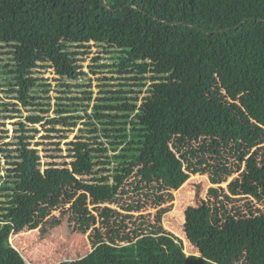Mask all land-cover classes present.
Here are the masks:
<instances>
[{
    "label": "trees",
    "instance_id": "trees-1",
    "mask_svg": "<svg viewBox=\"0 0 264 264\" xmlns=\"http://www.w3.org/2000/svg\"><path fill=\"white\" fill-rule=\"evenodd\" d=\"M216 75L264 99V0H0V92L10 99L0 102V264H31L10 240L63 188L104 204L135 173L153 169L159 190L182 181L174 139L214 173L226 157L243 165L186 208L183 231L198 254L160 215L134 242H101L56 264H232L264 252V144L253 148L250 130L212 107ZM42 122L55 134L43 139L58 141L47 156L33 144ZM201 154L193 174L207 171Z\"/></svg>",
    "mask_w": 264,
    "mask_h": 264
},
{
    "label": "rangeland",
    "instance_id": "rangeland-1",
    "mask_svg": "<svg viewBox=\"0 0 264 264\" xmlns=\"http://www.w3.org/2000/svg\"><path fill=\"white\" fill-rule=\"evenodd\" d=\"M49 75L50 73H47L44 76ZM214 83L207 94L212 107L240 120L241 132L244 134L250 130L251 136L256 138L253 148L263 145L264 124L259 122H264V99L260 97L254 103L253 98L247 95L245 90L235 89L234 92L233 87L236 86L230 81L225 87V78L222 75H216ZM0 98V102L10 100L2 92ZM249 109L257 115H252ZM23 114L27 116L28 112L23 110ZM50 114L54 116L53 112ZM22 122L26 123V120ZM15 123L16 119L5 121L10 138L15 134L14 129L19 128L18 125H14ZM33 128L38 131L34 133L36 137L33 144L39 143L37 148L43 156H47L51 151L45 150L55 148L54 145H49V142L58 141L44 140L43 137L55 134L48 132L50 125L45 122L34 125ZM221 129L224 128H217L218 131L224 132ZM249 133L247 134L250 135ZM74 136L75 133L70 134L67 140H62L60 145L64 152L67 147L66 141L74 140ZM174 140L171 146L177 153V158L184 160L185 178L182 181L172 186H162L159 190L152 178L153 169L146 175L135 173L123 183L117 199L104 204H94L89 195L76 186L63 188L58 196L59 204L55 206L49 201L39 204L36 223L13 236L11 244L31 264H56L83 257L101 242L114 245L134 242L141 235L156 229L159 226L158 217L161 215V225L183 240L185 252L197 255V250L187 240L183 231L186 208L195 205L196 199L200 197L205 199L210 187H226L228 182L243 170V165L226 157L220 172L214 173L208 167L206 156L197 149L194 151L191 145L188 146L192 143L184 139L181 145L186 146L184 149L180 148L176 139ZM58 154L61 156V153ZM195 154L204 156L203 166L207 169L204 174L192 173L197 162ZM232 264H264V252L245 253L240 262Z\"/></svg>",
    "mask_w": 264,
    "mask_h": 264
},
{
    "label": "water",
    "instance_id": "water-1",
    "mask_svg": "<svg viewBox=\"0 0 264 264\" xmlns=\"http://www.w3.org/2000/svg\"><path fill=\"white\" fill-rule=\"evenodd\" d=\"M105 2V0H103Z\"/></svg>",
    "mask_w": 264,
    "mask_h": 264
}]
</instances>
